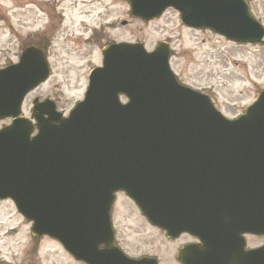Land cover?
Returning a JSON list of instances; mask_svg holds the SVG:
<instances>
[{
  "label": "water",
  "instance_id": "95a60500",
  "mask_svg": "<svg viewBox=\"0 0 264 264\" xmlns=\"http://www.w3.org/2000/svg\"><path fill=\"white\" fill-rule=\"evenodd\" d=\"M129 2L145 21L172 7L186 26L264 43V27L245 0ZM169 56L165 42L153 52L142 43L107 45L84 100L68 117L51 101L35 103V125L21 117V105L48 77L45 53L28 48L1 69L0 120L13 122L0 129V199L11 198L33 221V234L59 240L87 264H157L115 246L117 191L169 234L199 237V258L186 264H264V245L246 250L242 237L264 240V90L228 119L207 95L177 81Z\"/></svg>",
  "mask_w": 264,
  "mask_h": 264
},
{
  "label": "rangeland",
  "instance_id": "374dc122",
  "mask_svg": "<svg viewBox=\"0 0 264 264\" xmlns=\"http://www.w3.org/2000/svg\"><path fill=\"white\" fill-rule=\"evenodd\" d=\"M248 2L264 24V0ZM121 20L128 23L124 29ZM29 36L48 39L51 76L27 96L26 116L35 97H50L67 115L83 99L89 72L101 64L102 48L112 41L141 42L149 51L168 42L179 81L210 96L228 118L242 114L264 89V45L235 44L209 30L189 28L173 8L143 21L131 16L128 0H0V68L18 61L19 42ZM117 201L113 214L119 247L130 257L153 256L166 264L163 234L133 202L122 195ZM31 236V224L13 202L0 201V261L80 264L49 240L34 252ZM247 239L249 247L262 243L255 236Z\"/></svg>",
  "mask_w": 264,
  "mask_h": 264
},
{
  "label": "flooded vegetation",
  "instance_id": "af4514ba",
  "mask_svg": "<svg viewBox=\"0 0 264 264\" xmlns=\"http://www.w3.org/2000/svg\"><path fill=\"white\" fill-rule=\"evenodd\" d=\"M22 40L23 41L20 40V42H19V48L21 49V51L29 45H36V46L42 48V46H46V44L48 42V39L44 36L43 37L29 36L27 39H22ZM6 121L10 122L11 120L7 119ZM120 194H122V196L125 197V195L123 193H120ZM160 231L163 234L164 239H165V243L167 245V250L165 253L166 264H183V260L184 261H194L195 256L193 254H190L187 250H184V249H186V248H188L194 244H200L201 242L197 237H194L193 235H191L189 233H182L175 238H169L167 230L160 229ZM247 236H249V235H245V237H247ZM116 238H117V236H116ZM30 240H31V248L30 249L36 253L39 249L40 243L44 240H49L51 242H55V243L59 244L58 242H56L55 240H53L47 236H41V237L31 236ZM64 252L69 256L70 259L76 261L65 250H64ZM0 264H40V263H37V262H29V263L20 262V263H17V262H9V261H0ZM80 264H84V263L81 262Z\"/></svg>",
  "mask_w": 264,
  "mask_h": 264
}]
</instances>
